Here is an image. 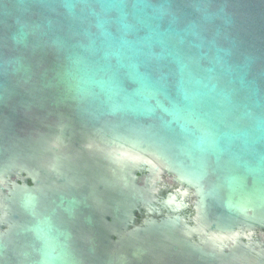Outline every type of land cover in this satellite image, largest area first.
<instances>
[{
	"label": "water",
	"instance_id": "1",
	"mask_svg": "<svg viewBox=\"0 0 264 264\" xmlns=\"http://www.w3.org/2000/svg\"><path fill=\"white\" fill-rule=\"evenodd\" d=\"M256 230L264 0H0V264H264Z\"/></svg>",
	"mask_w": 264,
	"mask_h": 264
},
{
	"label": "flooded vegetation",
	"instance_id": "2",
	"mask_svg": "<svg viewBox=\"0 0 264 264\" xmlns=\"http://www.w3.org/2000/svg\"><path fill=\"white\" fill-rule=\"evenodd\" d=\"M164 190L161 193V196L163 198H166L169 194L175 193V191L181 190V187L179 184L174 182L170 177L164 176ZM184 191L186 190L185 188L183 189ZM195 202H196V197L194 196L193 191H189L187 193V199L186 203L188 205V208L182 213V215L187 219L188 222L193 226V219L195 217ZM145 218V214L139 216V222H141ZM245 234V236H244ZM235 238V237H234ZM232 238L231 240H233ZM196 240L199 241L204 247H208V250L216 254L220 253H225V254H230L234 251L236 244L239 243H233V242H225V246L223 249L220 248H215L216 245H219L217 242H213L210 239V236H202L200 239L196 237ZM236 241L239 240L243 245L246 247H256V243H264V234L260 230H256L255 232H245V233H240V237L238 239H235ZM259 247V246H258Z\"/></svg>",
	"mask_w": 264,
	"mask_h": 264
}]
</instances>
